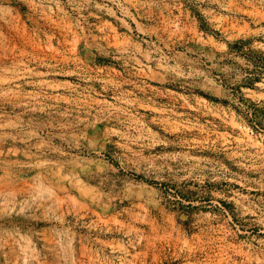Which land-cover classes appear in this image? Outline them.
<instances>
[{
    "label": "rangeland",
    "instance_id": "obj_1",
    "mask_svg": "<svg viewBox=\"0 0 264 264\" xmlns=\"http://www.w3.org/2000/svg\"><path fill=\"white\" fill-rule=\"evenodd\" d=\"M0 264H264V0H0Z\"/></svg>",
    "mask_w": 264,
    "mask_h": 264
}]
</instances>
